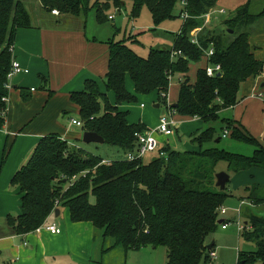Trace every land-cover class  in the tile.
<instances>
[{
  "label": "trees",
  "instance_id": "1",
  "mask_svg": "<svg viewBox=\"0 0 264 264\" xmlns=\"http://www.w3.org/2000/svg\"><path fill=\"white\" fill-rule=\"evenodd\" d=\"M128 1L132 2L131 18L139 17L142 8L147 7L155 26H159L177 17L174 10L182 0H40V3L49 12L56 10L73 18H87L88 12L95 8L97 19L105 22L111 7L120 8ZM187 1L190 17L184 21L172 49L151 48L144 58L127 44L129 39L134 41L132 36L109 39V65L103 82L106 90L96 80L88 79L83 90L71 93V100L79 106L84 131L97 132L106 144L124 152L134 151L137 134L148 127L143 122L130 123L129 113L119 108L124 102L138 101L137 95L127 89L129 76L137 94L157 91L159 100L176 114L198 117L210 124L193 136L199 151L180 152L167 145L163 147L165 156L152 153L147 155L152 156L148 161L146 156L107 164L102 163V156L70 143L59 134L44 136L12 178V186L19 188L22 197L20 213L10 214L6 219L11 234L24 236L37 231L48 223L57 208L64 206L73 222H91L104 238L115 240L113 246L128 251L164 245L168 248V264H212L213 250L207 248L208 238L219 224L220 208L231 197L228 187L221 190L216 185L218 164L227 162L228 172L234 173L264 168V139L261 141L245 131L233 118L220 116L223 110L237 104L243 82L264 75V60L255 56L250 42L252 28L264 19V8L251 12L250 2L241 4L235 15L224 20L228 28L220 31L205 25L203 18L218 0ZM31 26L32 16L24 0H0V128L5 124L7 102L3 98L10 92L6 83L17 31ZM197 27H203L198 33L200 46L191 40V32ZM210 46L215 54L209 62L220 64L222 74L209 77L204 65L192 82L190 66L204 61L202 49ZM173 51H181L182 55L173 58ZM175 75L182 76L176 107L175 103L167 104L171 77ZM106 91L114 93L115 103ZM219 120L222 131L228 130L229 137L253 145L254 153L248 156L210 145L222 141L223 136L217 134L215 126ZM244 190L255 208L264 206V186L251 184ZM91 196L95 202L90 200ZM244 216L242 233L256 248L239 251L236 264H264V212L250 207Z\"/></svg>",
  "mask_w": 264,
  "mask_h": 264
},
{
  "label": "crops",
  "instance_id": "2",
  "mask_svg": "<svg viewBox=\"0 0 264 264\" xmlns=\"http://www.w3.org/2000/svg\"><path fill=\"white\" fill-rule=\"evenodd\" d=\"M222 1L226 2L227 0H221L219 3ZM24 2L30 10L31 3H27L26 0ZM245 3L246 0H242L238 6ZM34 4L37 6L34 8L39 10L38 14L44 11L40 0H34ZM256 4L262 5L264 0H256ZM262 6L264 7V5ZM30 13L32 26L18 29L12 51L13 58L18 60L23 67L28 68L29 72L19 74L13 79L7 101L5 124L3 128H0V224L7 219L8 215H16L21 211L22 194L19 188L13 187L11 183L14 174L27 162L35 146L44 136L59 134L70 143L75 144L69 140V131L66 130L67 128L62 122L66 117L70 118L72 123V119L75 117H70L69 112L71 111L77 112L79 116V106L71 100V93L83 90L88 79L96 80L99 83L104 82L105 77H102L101 73H107L109 65V45L85 31L87 18L61 15L60 18L54 19L47 13V19L38 25L39 23L33 21L31 10ZM40 18L42 17L40 16ZM219 19L218 17L214 18V22ZM250 42L255 56L264 60V31H255ZM204 65L205 62L200 61L190 66L189 77L192 82L196 80L197 71ZM42 76L45 77V80L42 79ZM181 79L182 76L179 77V81ZM263 80L264 76H260L251 77L243 82L237 104L222 111L226 113L225 117L233 118L242 125L245 131L261 141L264 139ZM126 86L131 93L137 95L138 100L144 98L143 96L139 97L136 93L135 84L129 76ZM179 87L180 83L177 85L176 91L171 93L169 104L177 102ZM154 93L158 95L159 99L158 92L155 91L152 94ZM108 96L110 97V95ZM110 100L115 103V95L114 99ZM128 103H122L119 108L129 113L130 123L143 122L148 130L157 128L160 118L164 114L160 117V112L159 114L153 112L156 122L151 126L149 123L152 114L146 112L147 105L142 106L143 101L140 102L141 109L144 108L142 111L137 107L126 105ZM169 113L170 110L165 115L168 116ZM170 114V119L174 121V131H177L176 126L179 120H177L175 112ZM76 118L79 119V117ZM159 141L161 147L170 146L161 139ZM6 149L9 151L3 164ZM220 171L228 172V169H220ZM228 173L230 174L232 171ZM242 173L244 180L242 184H237V186L243 185L242 189L237 191L236 187L228 186L231 175L227 187L231 199L238 197L240 202H246L240 207L241 212H247L250 207L255 209V205L247 198L248 192L244 190V187L251 184L264 186V168L253 167L239 171L236 175ZM64 212L63 220H60L55 214L48 220V223L59 225L62 229L59 234H52L42 227L40 230L20 236L11 234L7 225L4 228L0 227V264H93L94 261L104 264L105 257L119 249L118 246H113L115 241L109 243L108 238H104L101 231L91 222H73L69 209H65ZM227 212L219 216L222 224H228L227 228H223L221 225L224 230H227L231 220L235 219L234 215V217H225ZM235 212L237 213L238 209ZM212 242L213 240L209 236L208 245ZM215 244L214 240V245L209 250H214Z\"/></svg>",
  "mask_w": 264,
  "mask_h": 264
},
{
  "label": "rangeland",
  "instance_id": "3",
  "mask_svg": "<svg viewBox=\"0 0 264 264\" xmlns=\"http://www.w3.org/2000/svg\"><path fill=\"white\" fill-rule=\"evenodd\" d=\"M27 3H31L32 7L30 6V10L33 15V21L34 23H39L38 25H41V22L44 19H47V13L48 15L54 17V19H58L61 17V15L57 12L53 11H47L44 9L40 14H38L37 6L34 4V0H26ZM96 0H92V2H95ZM218 0L216 2L215 8H210L208 12L212 9H214L213 14V20L210 22L209 27L212 29L223 31L227 29V25L224 23V20H226L229 17H232L235 15V12L237 10V6L239 3H241L242 0H227L226 2L222 1L219 3ZM246 2H250V11L251 12H259L264 7L262 5L264 4H256V0H246ZM219 3V4H218ZM36 7V8H34ZM182 4L181 2L177 4L174 14L177 16L173 19L166 20L159 26H155L151 12L147 7H143L139 17L131 18V10H132V2L128 1L124 6L120 8L111 7L109 9L108 15H112L115 17L114 19L108 18L105 22H100L96 17V10L95 8H92L88 12L87 16V27L85 31H87L89 34H93L97 36L98 38L103 40V43L106 44L107 40L109 38H115V39H122L124 37L132 36L134 38V41H130L129 39L127 41V44L133 48L140 56L146 58L148 57L149 51L151 48H163L167 47L169 49H172L174 41L176 37L179 35V32L182 30V26L184 23V19L181 17ZM224 9L226 10L225 14H219V10ZM58 13V14H57ZM40 16L42 18H40ZM45 16V17H43ZM218 17L219 21H215L216 24H214V18ZM80 20V19H75ZM223 21V22H222ZM33 23V24H34ZM210 28V29H211ZM255 31H264V19H261L258 23V25L254 28H252ZM253 31V32H255ZM254 34V33H253ZM195 65V63H193ZM105 73H101L102 77H105ZM179 75H175L172 78L171 84H170V90L168 92L167 96V104L171 101V93L176 91L177 85L180 83L179 81ZM101 87L105 89L103 82H100ZM108 92V95H110V99H114V94L111 91ZM139 97L143 96L144 98L140 99L137 102L128 103L126 105H129L131 107H137L139 110L144 111V108L141 109L140 102L147 105L146 112L148 114H152L150 117V125H155L156 117L155 112L161 115H167V111L169 110V105H166L165 103H162L161 100L158 99V95L156 93L154 94H138ZM156 104H160L159 107H156ZM154 112V114H153ZM70 117H79L77 112L71 111L69 112ZM133 112V116H134ZM171 114H168V117H170ZM221 117H225L226 113L221 112ZM177 120H179V123L177 124L176 128L177 131L173 135H163L161 133H158L157 136L162 141H165V144H170L171 147L175 148V150H178L180 152H198L199 148L196 143L193 142V136L204 129V127H207L210 124L204 123V121L200 120L195 117H182L176 114ZM63 125L67 128L66 130L69 131V140L71 142H74L75 144L87 149L88 151L100 155L103 158L109 159V160H120L125 156V152L122 149H119L116 146H112L106 143L100 144V143H85L83 141V127L74 125L70 122V118L65 119L62 121ZM201 124H200V123ZM221 121H217L215 123V126H217V134H220L223 136V132L221 130ZM210 145H216L219 148H225L231 152H236L244 155H252L254 153L255 147L251 144H247L244 142L236 141L235 139L229 137L223 136L221 142H212ZM152 156H147L145 159L148 161L151 159ZM228 165L227 162H220L218 164V171L220 169H227ZM230 173L231 181L229 182L228 186L233 188L236 187V190L242 189L243 185L237 186V184H242L244 180V174H237L236 173ZM238 187V188H237ZM90 200L92 202H95V197L91 196ZM241 206V202L239 201L238 197H235V199H231V197L226 201V203L223 205L224 208L227 209V214L225 217L235 216L234 220H231L230 227L227 230L222 229L221 225L222 223H219L217 228L212 232L211 240H215L216 244L214 247L215 254L217 257H212V264H236L238 259V253L239 251H249L256 248L253 241H249L246 239V237L243 235L241 231H239V226L237 225V222L239 220H242V222H245L244 212L242 211L239 215L238 212L235 211ZM255 208L257 212L262 213L264 212V207ZM62 210V214L58 216V218L61 220L64 219V210L67 209V207L60 206ZM260 211H259V210ZM233 216V217H234ZM58 219L57 217H55ZM7 223L6 220L1 222L0 227L4 228L6 227ZM109 243L115 240L113 238H108ZM108 247V246H107ZM119 249L117 251L111 252L109 255L105 257V263L104 264H168V248L164 245H160L158 247L154 246H148L140 249V250H128L126 251L124 248L118 246ZM93 264H99L95 261Z\"/></svg>",
  "mask_w": 264,
  "mask_h": 264
},
{
  "label": "built area",
  "instance_id": "4",
  "mask_svg": "<svg viewBox=\"0 0 264 264\" xmlns=\"http://www.w3.org/2000/svg\"><path fill=\"white\" fill-rule=\"evenodd\" d=\"M182 4V10H181V17L184 19V21L190 17L186 6L188 4L187 0H182L181 1ZM54 12H57L56 10H54ZM226 11L224 9L219 10V13H225ZM214 14V9L210 10L209 12H207L206 14L203 15V18L205 19V25L210 24L212 17ZM114 18L112 15H110V19ZM203 27H197L194 30H192L191 32V40L193 43L198 44L200 46L199 40H198V33L202 30ZM181 33V31L179 32V34ZM13 50V48H12ZM203 50V59L206 64H205V70L206 73L209 77H215L218 75L222 74V66L220 64H216V63H210L209 60L211 59V57L215 54V49L213 46H210L208 49H202ZM178 55H182L181 51H173L172 52V57L175 58ZM29 69L25 68L21 65V63L14 59L12 60V66L10 71L8 72L7 75V83H6V87L10 90L12 88L13 85V79L15 78V76L22 74V73H28ZM264 76V75H263ZM172 79V77H171ZM182 81V79L180 80V82ZM168 96V93H167ZM3 100H5L6 102L8 101V97L3 98ZM142 106H145L144 104H142ZM171 112L172 111L171 109ZM72 123L78 125V126H83V123L80 119L77 118H73L72 119ZM174 121L172 119H170L168 116L164 115L160 118V122L159 125L157 126L156 129L154 130H146L144 133H139L137 134V148L134 151H128L125 152V156L122 159H126L129 161H133L139 158H144L149 154L152 153H159L161 156H165L166 153L163 150V147L160 146V141L157 137L158 133H161L163 135L169 136V135H173L175 133L174 131ZM229 135V131L228 130H224L223 132V136L227 137ZM115 160H109L104 158L102 163H107L110 164L111 162H113ZM74 180L72 179V182ZM245 201L241 202V205L245 204ZM250 203V202H249ZM57 204H59V201L57 202ZM227 212V209L224 208L223 206L220 208L219 210V216L220 214H225ZM238 214H241V207L238 208ZM237 225L239 226V231H243L245 228V222L243 223L242 220H239L237 222ZM228 224L223 223L222 227L223 228H227ZM46 230H48L49 232H51L52 234H59L62 232V229L59 227V225H57L56 223H46L44 226ZM41 227V228H42ZM41 228H39L38 230H40ZM212 257H217V255L215 254V252L213 251L211 253Z\"/></svg>",
  "mask_w": 264,
  "mask_h": 264
},
{
  "label": "water",
  "instance_id": "5",
  "mask_svg": "<svg viewBox=\"0 0 264 264\" xmlns=\"http://www.w3.org/2000/svg\"><path fill=\"white\" fill-rule=\"evenodd\" d=\"M160 104H156V107H159ZM174 106L176 107L177 104L175 103ZM220 140V138H218V141ZM83 141L85 143H100L103 144L105 143V138L103 136H101L100 134H98L97 132L94 131H84L83 133ZM216 178H217V182L216 185L221 189V190H225L227 187V183L230 180V174L226 171H219L216 174ZM55 215L58 217L60 215V208H57L55 210ZM222 220H219V223H221ZM214 245V240L211 244H209L207 246L208 249H211L212 246Z\"/></svg>",
  "mask_w": 264,
  "mask_h": 264
}]
</instances>
